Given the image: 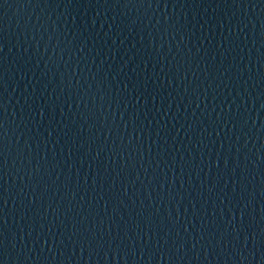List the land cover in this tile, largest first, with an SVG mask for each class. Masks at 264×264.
<instances>
[{
    "label": "water",
    "instance_id": "1",
    "mask_svg": "<svg viewBox=\"0 0 264 264\" xmlns=\"http://www.w3.org/2000/svg\"><path fill=\"white\" fill-rule=\"evenodd\" d=\"M262 230L264 0H0V264Z\"/></svg>",
    "mask_w": 264,
    "mask_h": 264
}]
</instances>
